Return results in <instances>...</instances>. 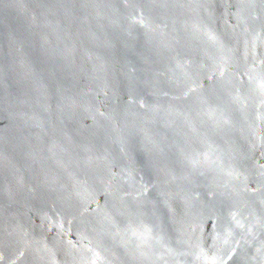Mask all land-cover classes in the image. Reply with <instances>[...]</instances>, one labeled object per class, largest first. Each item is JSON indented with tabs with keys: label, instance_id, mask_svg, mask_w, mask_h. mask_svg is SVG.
Listing matches in <instances>:
<instances>
[{
	"label": "water",
	"instance_id": "water-1",
	"mask_svg": "<svg viewBox=\"0 0 264 264\" xmlns=\"http://www.w3.org/2000/svg\"><path fill=\"white\" fill-rule=\"evenodd\" d=\"M0 264H264V0H0Z\"/></svg>",
	"mask_w": 264,
	"mask_h": 264
}]
</instances>
